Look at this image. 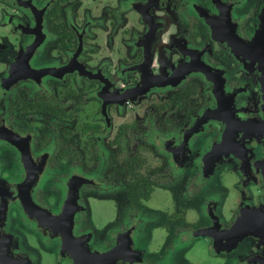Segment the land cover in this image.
Returning a JSON list of instances; mask_svg holds the SVG:
<instances>
[{
    "label": "flooded vegetation",
    "instance_id": "1",
    "mask_svg": "<svg viewBox=\"0 0 264 264\" xmlns=\"http://www.w3.org/2000/svg\"><path fill=\"white\" fill-rule=\"evenodd\" d=\"M179 260L264 264V0H0V264Z\"/></svg>",
    "mask_w": 264,
    "mask_h": 264
},
{
    "label": "rangeland",
    "instance_id": "2",
    "mask_svg": "<svg viewBox=\"0 0 264 264\" xmlns=\"http://www.w3.org/2000/svg\"><path fill=\"white\" fill-rule=\"evenodd\" d=\"M158 201L156 202V209L153 211L155 212L157 209H158ZM146 236L149 238V241L152 243H154L155 239L157 238V241H156V244H158V247L162 246V244L164 242H166V240H168V237L170 236V231L169 229H166L164 227L161 226V224H157L156 226H153V227H150V229L146 230ZM161 238V241L160 239ZM195 251V250H194ZM185 254V253H183ZM186 255V254H185ZM181 256H182V252H181ZM191 256L196 259V255L195 254H191ZM181 259V258H180ZM179 262H181V264H185V263H182L181 260H179Z\"/></svg>",
    "mask_w": 264,
    "mask_h": 264
},
{
    "label": "water",
    "instance_id": "3",
    "mask_svg": "<svg viewBox=\"0 0 264 264\" xmlns=\"http://www.w3.org/2000/svg\"><path fill=\"white\" fill-rule=\"evenodd\" d=\"M243 222L244 221H242V219H241L240 221H238L237 224H235V226L232 228V230L229 231L230 234L233 233L232 237L235 238L234 239L235 244L239 243L242 240L241 237L243 236V234L240 233L241 232L240 227L242 226Z\"/></svg>",
    "mask_w": 264,
    "mask_h": 264
}]
</instances>
